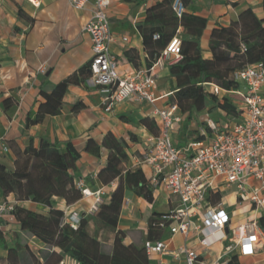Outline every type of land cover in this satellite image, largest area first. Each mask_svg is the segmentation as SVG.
<instances>
[{
    "label": "crops",
    "instance_id": "1",
    "mask_svg": "<svg viewBox=\"0 0 264 264\" xmlns=\"http://www.w3.org/2000/svg\"><path fill=\"white\" fill-rule=\"evenodd\" d=\"M234 2L238 5H234ZM166 5V0H110L108 7L111 30L117 37L111 43V51L118 57L119 72L123 74L152 67L158 77V95L173 91L174 79L170 76L169 66L175 59L173 56L160 62L156 59L149 67L150 58L155 57L158 52L161 55L165 48L161 49L155 42L145 43L140 24L145 21L149 10ZM193 5L196 14L208 20L201 36V47L206 58L212 57L210 38L215 27L228 26L248 6L253 7L256 14L264 19V0H193ZM92 10V3L77 7L70 0H40L38 6L29 0H0V143L8 146L5 151L0 144V164L6 167L7 172L14 170L17 157L29 145L30 137L34 138L35 147L40 146L42 138L71 141L81 157L71 163L70 173L75 182L82 179L85 188L102 190L104 204L118 187L119 179L108 184L100 180L98 174L107 164L109 150L102 147L100 155H96L85 149L87 141L93 138L101 145L109 131L118 137H124L128 142L130 166L142 167L146 176L151 177L152 167L143 163V158L150 149V138L155 134L141 120L150 117L159 123L155 109L167 105L171 99L170 96H165L154 103L128 99L118 104L113 111L107 112L102 105L98 88L82 82L69 86L63 98L64 109L61 114L47 115L38 124H26L27 117L34 118L40 104L46 101L41 93L42 87L50 92L52 85L91 61V36L83 30V26ZM124 36L128 37L127 41L122 40ZM128 51L132 55H139L137 65L129 60L131 54H126ZM41 66L46 68L44 73L40 71ZM77 102L84 105L74 110ZM237 103L239 100L234 102L236 106ZM218 110L220 114L217 120L226 118L223 116V112H226ZM211 113L216 112L207 111L204 118L200 117V122L210 117ZM183 119H186L185 116ZM179 129L174 133V139ZM62 148L67 152L65 144H62ZM219 192L223 206L230 216L226 227L223 230L212 227L205 231L197 229L194 225L203 224L199 212L192 217L194 225L187 234H172L168 227L163 230L150 228L155 213L169 212L179 205L177 196L163 186L154 188L153 201H148L127 188L115 231L98 222L100 208L98 211H91L93 197L83 196L72 204H67L65 199L57 196L54 200L56 207L65 212L64 222L69 223L71 216L79 219L86 217L89 220L88 230L103 243L106 251L111 250L116 232L121 230L126 233L123 239L126 245H144L149 239L166 241L168 251L148 255L149 264H187L184 254L173 256L176 250L182 248L195 249L199 254V264H225L234 254L238 255L240 264H264V243L263 247L250 256L239 255L238 248L228 250L226 247V235L233 228L244 221L264 217V212L257 209L251 201L240 199L235 187L224 186ZM7 198L16 205L44 215H48L50 210V207L32 200H17L13 193L5 196L0 189V201ZM1 220L6 245L0 240V264H20L8 257L10 248H17V254H20L28 246L37 256L48 250L46 244L25 231L16 218L3 217ZM204 236L209 241L208 245L201 242ZM60 264L79 263L66 255Z\"/></svg>",
    "mask_w": 264,
    "mask_h": 264
},
{
    "label": "trees",
    "instance_id": "2",
    "mask_svg": "<svg viewBox=\"0 0 264 264\" xmlns=\"http://www.w3.org/2000/svg\"><path fill=\"white\" fill-rule=\"evenodd\" d=\"M167 5L159 9L149 10L147 17L140 24L145 43L155 42L164 49L176 35L182 39L181 58L170 64V76L174 79L173 93L170 102L177 104L191 123L196 115L204 110L221 109L226 114L237 115L239 110L228 96L220 97L206 89L207 83L218 85L225 90H237L241 84L236 79V72L249 64L264 63V19L260 18L253 7L244 8L237 19L228 26H217L211 32V58L203 55L201 36L207 26V18L196 14L193 0H182L186 11L179 17L174 10V0H166ZM238 5L237 2L233 3ZM158 32L160 38L154 39ZM244 46V47H243ZM130 55L131 53L126 52ZM153 55V54H152ZM160 52L148 61L151 67ZM130 61L138 64V54H131ZM89 75V64H85L64 80L54 84L48 92L41 88L46 101L39 106L34 118L27 117L26 124L41 123L47 115H59L63 112V98L71 84L85 82ZM84 104L77 102L74 110ZM211 112V111H210ZM124 118V116H122ZM184 120V119H183ZM141 122L155 135L159 133V125L153 118H142ZM199 122L193 140L201 141L205 136L200 132ZM176 142V141H175ZM67 147V152L62 148ZM177 144V143H176ZM179 145V144H177ZM181 146V145H180ZM102 147L109 150L107 164L98 176L104 184L119 179V185L108 202L101 205L97 214L98 222L103 227L116 230L119 215L123 206L125 190L131 189L148 201H153V186L142 167L130 166L128 142L124 137L116 136L109 131L98 144L91 138L86 143V150L100 155ZM81 154L71 141L61 142L56 139L42 138L39 147L34 146V138L30 137L29 145L16 160L14 170L7 172L0 164V189L8 196L13 193L17 200H32L50 207L48 215L37 213L16 205L13 212L23 229L30 235L41 239L48 250L37 256L28 246L20 254L17 248H10L8 257L20 264H60L66 255L71 256L79 264H149L144 245L124 244L125 232L118 230L110 251L103 248V243L88 230L89 220L82 217L77 228L63 221L65 212L56 207L54 197H61L67 204H72L83 197L81 189L76 185L70 173V165ZM213 203L221 201L220 192H212L209 196ZM163 213H155L150 222L152 230H163L158 222ZM0 240L4 243V232L1 229ZM264 229V217L259 219ZM4 245H6L4 243ZM57 248L60 250L57 251ZM225 264H240L234 254Z\"/></svg>",
    "mask_w": 264,
    "mask_h": 264
},
{
    "label": "built area",
    "instance_id": "3",
    "mask_svg": "<svg viewBox=\"0 0 264 264\" xmlns=\"http://www.w3.org/2000/svg\"><path fill=\"white\" fill-rule=\"evenodd\" d=\"M38 6L40 0H29ZM77 7L93 4L90 18L83 30L90 34L93 57L89 62V75L85 82L98 88L105 111L111 112L121 102L128 99L156 102L173 91L158 95V77L153 68H140L121 74L119 60L111 51V43L117 37L111 30L108 7L110 0H70ZM174 10L181 17L186 11L182 0H174ZM160 38V33L153 35ZM123 41L128 37L124 36ZM182 39L179 35L172 38L157 61L174 57L181 58ZM244 47V46H243ZM44 73L46 68L40 67ZM241 87L237 90H225L216 84L207 83L206 89L221 97V93L237 94L240 97L237 108L239 113L233 118L214 120L208 117L206 125L200 126V132L205 136L201 141L191 140L184 145H177L174 133L181 127L183 114L177 104L156 108L159 117V133L150 138V149L144 155L143 163L152 167L150 177L153 188L165 187L177 196L179 205L169 212H164L158 224L168 227L172 234H187L194 225L192 217L201 213L203 224L194 225L205 231L208 227L223 230L229 219L222 200L213 203L209 196L219 192L221 188L235 187L238 197L251 201L257 209L264 212V63L249 64L235 74ZM7 151L8 146L0 143ZM76 185L83 196L93 197L91 211H98L103 203L102 190L92 191L84 187L80 179ZM16 203L9 198L0 201V217L15 218L13 212ZM80 219L71 216L70 225L77 228ZM228 239L227 249H239V255L250 256L263 247L264 229L259 219L247 220L235 228ZM204 245L209 241L206 236L201 240ZM147 254L168 251V245L163 239H149L144 243ZM186 256L187 264H199V254L195 249L182 248L173 254ZM217 264H222L217 262Z\"/></svg>",
    "mask_w": 264,
    "mask_h": 264
},
{
    "label": "rangeland",
    "instance_id": "4",
    "mask_svg": "<svg viewBox=\"0 0 264 264\" xmlns=\"http://www.w3.org/2000/svg\"><path fill=\"white\" fill-rule=\"evenodd\" d=\"M223 96H228L232 102L240 100V97L237 94H226V95H224V93H221V97H223ZM217 110L218 109H210L211 112H216V113L210 114V117L214 120H217L219 118L218 115L220 113H219V110L218 111ZM207 111L208 110L206 109V110L198 113L196 115V117L194 118V120L192 121L193 123L187 122L186 119L184 120V122L182 123V126L180 127V129H179V131L175 137V141L177 144H179V146L184 145L187 143V141H191L195 138L196 134H195L194 130L197 128V125L199 124V122L201 120L200 117L202 116V118H204V115ZM223 116L228 117V118L235 117L234 114H225L224 112H223ZM223 116H221V117H223Z\"/></svg>",
    "mask_w": 264,
    "mask_h": 264
}]
</instances>
